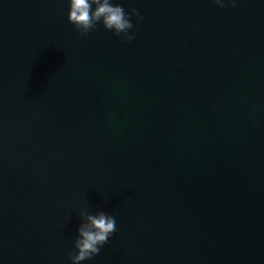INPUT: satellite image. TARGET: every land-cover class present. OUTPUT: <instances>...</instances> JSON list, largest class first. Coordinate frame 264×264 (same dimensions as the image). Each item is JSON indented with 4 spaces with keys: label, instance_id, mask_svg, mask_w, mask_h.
Instances as JSON below:
<instances>
[{
    "label": "water",
    "instance_id": "obj_1",
    "mask_svg": "<svg viewBox=\"0 0 264 264\" xmlns=\"http://www.w3.org/2000/svg\"><path fill=\"white\" fill-rule=\"evenodd\" d=\"M111 2L129 43L0 0V264H71L85 209L81 264H264V0Z\"/></svg>",
    "mask_w": 264,
    "mask_h": 264
},
{
    "label": "clouds",
    "instance_id": "obj_2",
    "mask_svg": "<svg viewBox=\"0 0 264 264\" xmlns=\"http://www.w3.org/2000/svg\"><path fill=\"white\" fill-rule=\"evenodd\" d=\"M217 7H224L222 0H213ZM94 6V7H93ZM235 7V0H232ZM137 18L139 24L143 17L135 8L126 13L122 6L113 4L111 0H69L68 22L72 24L80 35H87L102 23L106 30L120 38L122 43H129L135 35H130L129 30L135 32L131 17ZM81 223L78 226V236L74 241L75 251L68 252L71 264H81L82 261L91 260L99 254L103 245L116 232L115 218L99 211L89 214L87 209L80 213Z\"/></svg>",
    "mask_w": 264,
    "mask_h": 264
}]
</instances>
